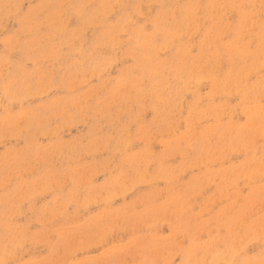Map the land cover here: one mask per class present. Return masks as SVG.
<instances>
[{
    "label": "rangeland",
    "instance_id": "374dc122",
    "mask_svg": "<svg viewBox=\"0 0 264 264\" xmlns=\"http://www.w3.org/2000/svg\"><path fill=\"white\" fill-rule=\"evenodd\" d=\"M52 1L53 0H12V2L17 3L18 5H21L23 3V5L20 6L21 9L19 8V10H17L16 12L12 10L10 12L11 14H8V17L7 14L0 13V55L8 54L5 53V51L10 49V45H13V48L19 47L15 49L16 51L14 50L15 53L13 54V56L7 55L0 60V99L3 100V103L5 102V98H3L2 95L4 94L5 86L2 84L8 85L10 83H14V76H10V72L13 70L12 66L16 64V61L22 63L21 65L23 66V68H25V72H39V67H41L45 71L47 69V73L49 74L48 80H41L38 86L35 84L34 77L31 78L28 81V84L25 85L28 88L27 92L25 94H20V96L18 97V99L24 100L14 102L13 108L11 106L12 113H18L20 110H34L36 113L40 114L41 118L43 119L45 130H43L41 127H38L33 130L35 133H31L30 131H27V129L24 128V124L21 123L17 130V136H13L7 131H2L3 133L0 134V258H2V262H0V264H216L211 263V259L213 258L212 255L218 256L217 260L219 261V264L220 262L221 264H245L246 262L250 263L249 261L251 260H259L255 264H264V222H262L261 225L256 226V228L255 226L253 227V229L250 228L248 230L247 228L250 225H254V223L256 222L259 223L262 218V221H264V177L258 175V173H255L256 178L254 179L255 183H253L254 181L250 180L248 182V179L243 178L242 175H237L238 172L241 174L242 172L244 173L248 170H252L259 164H253L251 162L253 161V159H251L248 164L247 159L245 158L247 156H244L243 153L239 154V152V156L237 155L236 158H233L234 161L232 159L231 161L229 159V153L237 149L238 151H241L240 147L238 146H234L237 149L235 148L233 151L232 149L228 151L225 147V149L221 147L218 153L212 151L211 146L213 145V140H215V136L213 137L212 134H208V139L203 142V145L209 147L210 149H204L202 150V152L198 151L200 153L197 154L198 152H196V148L201 138L199 139V137L197 136L193 137V134L191 133L193 132V129H190L187 125H185V121L187 120L186 117L190 115L187 114V103L185 104L186 106H183L181 114L174 111L175 113L173 112L172 114H169L165 117H162V115L159 117H155L156 114L151 112L148 100L140 101V105H138V108L135 106V104L128 102L125 105L124 111H119L116 107V104L111 106V108L106 112L105 117H109L113 123H116V125L125 126V130L127 131L128 136L132 139V142H130V145L125 152L117 153H115L116 151L113 152L111 150L110 143H108L110 140V142H112V140H114V142H116V140H119L118 138L115 139L116 132H114L113 129L108 126L107 120L103 119L102 116L92 114L91 109H94L95 102L97 100V96L95 95L94 91H91L90 93L91 97L93 94L92 98H87L88 100L86 102L80 99L82 100V102L80 101V104L78 106L70 108L66 114H64V111H66L65 109H55L56 107H51V109L46 110L42 109L41 105H45L46 101L50 102L51 100L57 98L60 99L65 97H76L83 93V91L81 90L84 89V87H82L79 89V91H72L73 89L69 91L64 85V80H62L61 78V74L64 72V70L62 69H67L63 68L64 66L68 65L66 58L68 57L69 59H71L73 55L76 54L70 53L71 47H60L59 54H54L52 52V48H49V46L46 45H44L43 49L37 50V45L42 42L43 39L46 40L48 36L55 37V41H58V37H60L57 28L50 25V19L49 21H47L44 18V26L38 29L36 27L35 19L33 16L34 13H40L41 15L48 14V12L51 10L50 8L55 7L51 5ZM55 1L63 6L62 0ZM89 1L91 7L86 8L85 14L93 13L95 5H99V3L96 4L98 0ZM89 1L87 3H84L83 6L85 7L86 5H88ZM101 1L103 4L107 5V2L109 0H100V2ZM142 1L120 0V2H122L120 3L121 9L117 8L118 5H114V3H112L111 6L114 5L115 7L112 6L110 9H108L107 13L108 15L111 14L110 21L114 25H117L123 20L119 17L120 13L126 11L125 13H129V17L130 15L133 17H130V20L135 23L134 28H141V26L138 25L139 21L142 25L147 26V28L145 27L146 32H150L152 31L153 21L163 23H173L174 21H178L175 18H171L172 13H174V8L176 10L175 12L177 13L181 4L184 1L189 0H144L143 3ZM166 2L168 4V8L160 6L162 4H166ZM140 4L142 5L143 14H147L144 17L141 12L140 15H143L141 21L139 15L135 13V7L141 8ZM149 4H151V8H146L145 6H149ZM224 4L225 3L221 1L217 6H222ZM44 5L46 7L50 6V8L48 9ZM43 6L45 8H43ZM143 7L149 9L146 10ZM63 8L64 9L62 10H69L64 6ZM112 8H114V10ZM119 10L121 11L119 15H117L116 12H118ZM232 10H228L229 12L224 17L222 16L217 18L218 24H220L221 22V26H223L224 28L229 25H234L236 22V11L233 10L232 13ZM250 11L252 15H254L252 18L257 20L259 23L263 22L264 15L261 12H257L256 7ZM259 13H261L262 15H259ZM257 14L258 17L260 16L259 19L257 17ZM5 17L7 18L5 19ZM74 19L76 20L77 18L72 16L70 20V27H72L76 23ZM214 21H216V19H214ZM77 22L80 23L78 24V27L81 29V31H91V36L93 27L94 32L99 33L102 36L103 40L108 43V40L103 35L105 29L97 28V25L99 24L98 20H96V22L92 24L91 28H85L86 26L83 25V23L78 19ZM205 26L206 24L203 25V29ZM166 29L168 30V37H171V41H174H172V43H170V41L169 44L166 43L167 45L160 44V48H162L159 50H161L162 52L160 51L159 53L162 54L160 55L158 53L157 55H160V57L162 56L161 58H170L171 54V59L173 60L170 59V64L175 61V57L172 55L173 47L179 46L182 50L185 45H195L200 40L201 36L202 38L205 37V35L203 34V30H201V32L195 30L193 31L194 34L190 31L189 36L184 40L183 37L187 34V29L182 30L181 28L172 26H169ZM116 32L120 31L114 30L112 34L109 35V38L112 39L113 35ZM162 33L163 32H160L157 38L160 37ZM253 33H255V31ZM124 34L122 36L126 39V32H124ZM174 36L175 39L173 38ZM125 39L122 40L124 41ZM188 39H191V42H189L190 40ZM227 39L228 38L224 36L220 40L222 43H224L227 41ZM82 43L77 44L76 47L82 45V49H86L87 46H92V49H96L91 50L89 52V55L92 54L95 56L96 54H99V52L107 49L103 48V46L105 45H101L100 43L96 42L95 38H90L87 45L85 44V42ZM20 44L24 45L20 46ZM24 46L26 47L24 49H21V47ZM97 46H99L98 50ZM117 47H111V49L113 48V51H110L112 52V57H110L114 61L115 57L113 54H116L118 50L116 56L121 59L122 62L119 60L117 61L118 64H108L104 62L98 63V65H100L99 68H108L100 78L103 81L108 79V76L113 78L114 75V77H116L120 68L123 67V64L131 65L132 63L130 61L131 58H127L124 55L125 50L127 49V45L123 42ZM165 49L166 51L163 52V50ZM193 53L195 54L196 50H194ZM214 54L217 55L218 53L216 52ZM156 68H158V66H156ZM159 68L161 69V67ZM177 68H182V66H177L176 69ZM169 74L173 73L170 72ZM205 75L206 73L194 77L193 75L187 76L182 82H179L178 84V87L183 88V90L189 88L187 90L188 96L184 97L185 100L183 101L188 100L189 102L190 100H194L195 97L197 99V96L195 94H200V96H198V100H200V102L198 103V107L203 115L201 116V118L204 119L201 121L202 125L200 127L206 126L211 123L210 119L215 116L214 109H212V111L210 107L208 108L210 104L212 105L210 101L212 94L215 99V101H213L215 105L230 104V106H235L237 104V97L235 95L230 94L224 97L223 94L218 92V90L214 91L212 89L214 85L210 84V82L206 81V79H202ZM251 76L248 78V83L251 85L250 88L253 86V91L255 94H257L258 99L259 96L262 99L264 94L262 91H264V88L261 86V83H259L258 77H255V75ZM36 77H41V74ZM186 82L190 85L186 84ZM218 87L219 86H215L214 88ZM229 99L231 100L230 102H228ZM168 101L177 102V98L171 95ZM261 104L264 105V99L262 100ZM87 106L90 110L89 112H87ZM247 106L248 109L250 107H253L250 104H248ZM206 108H208V110H205ZM4 109L5 106H0V121L3 117H6V114H4ZM233 118H235V124L237 123L238 125H241L243 123H247V120L243 116L242 112L240 113L239 111H236ZM157 121H159V123ZM167 121L169 124L167 123ZM220 121L221 123L227 124L228 120L226 122H224V120ZM179 122L181 123V125ZM137 125H144V127L141 126L142 128H140V126H138L137 128ZM184 127L186 129H184ZM188 129H190L189 132H187ZM185 132H187L189 135ZM102 134H105L103 136H107V143H104V139L99 136ZM163 134L164 136H162ZM201 134L202 133H199V135ZM31 135L33 137H29ZM91 135H96L95 142L93 141V138H89V136ZM142 135L144 137V140H142ZM180 135L182 138L180 137ZM167 140H169L170 142ZM30 141L31 144H28V142ZM90 143L100 145L97 148L98 150L94 149V151H90ZM207 143H209L210 146H208L209 144ZM131 144L133 145V147L131 146ZM167 144L169 146H167ZM151 145H153L152 149ZM208 150L209 153H207ZM43 151L47 152L45 156H42L39 153ZM147 151L149 153H147ZM170 151H172L173 154ZM183 151H185L184 154ZM163 152L166 153L163 154ZM195 152L197 155L195 154ZM256 152H258L257 155H259V157H264V149H261L259 147ZM202 153H205L207 155L205 156L209 158L205 162L212 163L213 167H211L212 164L200 163V161L203 159H199L197 157L198 155L201 156ZM131 154H137L138 158H140L139 161L135 162L134 160L129 161L127 159L120 160L122 158H125L126 156H130ZM147 154L150 155L148 156ZM139 155H141L142 158ZM143 155L145 156V159ZM160 156H164L163 159L160 158ZM166 156H168L169 159ZM151 157L152 159L150 160ZM213 160H216V163ZM221 160L223 161L220 162ZM122 161L124 162L122 163ZM233 162H236L235 165H233ZM157 163H159V166L157 165ZM222 163L224 165L223 167ZM245 163L247 165H245ZM228 164L234 167L235 170H230V172L234 170L233 173H228L229 171L226 170L227 167H229ZM248 165H250L251 167ZM139 166L140 171H137L139 170V168L137 169V167ZM160 166L163 168H161ZM244 166H246V168L250 167V169L245 168V170L242 171ZM123 167L126 171H122L124 170ZM164 167H166L169 172L164 171ZM180 167H182V169H180ZM184 167H188L187 169L185 168L186 172L184 170ZM221 169H223L224 171ZM157 170L158 172L156 173ZM202 170L205 171L203 172ZM225 170L227 173H225ZM201 171L203 174L201 173ZM217 171L218 173L210 174V176L204 175V173L206 174V172ZM135 172L137 174H135ZM223 172L225 173V175ZM123 173H125V176L123 175ZM221 175H223L224 177H222ZM52 176H54V179H52ZM148 178L150 179V182H148ZM192 179H196V181ZM225 179H229L230 181L228 180L227 182V180ZM180 182H183L184 185ZM220 182H223L225 184ZM219 183L223 186L221 185V187ZM17 185H19L18 189H16ZM22 185L26 189H28V187H32L33 191H28L26 196L21 197L17 192L20 191ZM168 185H171V187H169ZM252 185L258 187L259 192L257 188ZM224 186L227 187L224 188ZM230 187L231 189H229ZM191 188L193 189L191 190ZM197 188H200L201 191L200 189H198L197 192ZM223 188L225 189V191ZM221 189L223 192L221 191ZM31 192H34L35 194ZM187 194L189 196H186ZM227 194L230 197H228ZM255 194L259 195H256V197L254 198ZM178 195L181 196V199L184 201V203H182L183 201L181 199L180 201H178V203L173 200L174 197ZM142 198L144 200V203H142ZM186 199L187 201H185ZM98 200L100 202H98ZM103 200L104 202H102ZM249 200L254 201V205L256 204L252 208L253 210L250 209L251 205L253 206V203L250 204L249 208L243 209L245 204L247 205L250 202ZM64 201L67 205H64ZM168 202L169 204H167ZM159 204L161 205L159 206ZM166 204L167 206H165ZM163 206L164 208H166L165 211H163L164 209H162ZM64 207L66 210H63ZM131 208L133 209L131 210ZM146 208H150L148 210L151 213L153 210V212L156 213L151 214L149 212L148 214V210ZM247 210L249 213H247ZM121 211H123L124 218H122L123 216H120L122 213ZM128 211H130L128 213L129 215L126 214ZM177 211L178 213H176ZM105 213L106 217L108 218L104 219L106 221L104 225H100L102 226L103 231L98 230V234L94 235L93 230L91 229L93 228L91 223H96V220L105 216ZM142 213L145 214L147 218ZM140 214L145 217H142V219L145 221H149V219H152V221L150 220L151 223L150 221L144 223L142 219H140L142 220V222L140 221L139 223L138 218L141 216ZM157 214H159V217L157 216ZM242 214L247 215H245L246 219H244L245 216L243 217ZM109 215L113 217L114 220L117 219L116 221L112 219L114 223H111V221H109L111 223L110 225L108 223V220L111 218ZM237 215L241 216L242 219L240 217L237 218ZM114 216H118L119 219L118 217L115 219ZM127 216H130L131 220L126 219L125 217ZM157 217L159 220L156 219ZM170 218L174 219L170 220ZM226 219L228 220V223ZM229 219H231L232 221ZM240 219H244L245 222H243L244 220L241 221ZM69 220L70 222H68ZM118 220L119 222L117 223ZM136 220L138 222H136L135 225L134 221ZM236 220L239 221L236 222ZM234 222L237 225H235ZM226 223L229 227L226 226ZM119 224H121L122 226L119 227ZM127 224H129L130 229L128 228ZM137 224L139 225V227ZM133 225H135L136 228L138 227L139 230L133 228ZM234 226L236 227L234 228ZM196 228H198V231ZM228 228H231L230 230L233 229L231 231L234 232L233 236H227L230 234V230ZM62 230H64V232ZM104 230L107 231H105L106 236L101 235L102 233H104ZM128 230H131V232H129ZM227 231L228 233H226ZM243 232L245 233V235L243 234ZM246 232L249 233V235H247ZM237 233L239 234L237 235ZM59 235L61 236L59 237ZM192 236H194L195 238ZM64 237L65 241L63 240ZM5 238L10 240L9 245L6 247L5 244L2 245V241ZM194 241L196 245L193 244ZM225 243L228 245V247L225 246ZM199 244L201 245V247L198 248ZM196 248L198 249V251ZM186 253H188V256H186ZM4 260L6 261L5 263Z\"/></svg>",
    "mask_w": 264,
    "mask_h": 264
},
{
    "label": "bare ground",
    "instance_id": "6f19581e",
    "mask_svg": "<svg viewBox=\"0 0 264 264\" xmlns=\"http://www.w3.org/2000/svg\"><path fill=\"white\" fill-rule=\"evenodd\" d=\"M62 1H63V6L65 8H68L69 10H67V11L62 10V9H64L63 6H61L57 1L53 0L51 5L55 6V7H51L50 8V6H51L50 4H49L50 6H48V7L45 6L46 4L44 5L46 8H48V9L50 8L51 9L48 12V14L41 15L40 13H37V14L34 13L33 16H34V19H35L36 27L38 29H40L42 26H44V20H43L44 18L47 21H49V19H50V21H49L50 25L56 27L57 31L59 32V35H60V37H58V41H55V37H50V36H48L46 40L43 39L42 42H40L37 45V50L43 49L44 45H46V46H49V48H52V50H53L52 52L54 54H59L60 53V47H62V46L71 47L70 48V53L71 54L72 53H76V54H74L71 59H69L68 57L66 58V61H67L68 65L63 67V68H67V69H62V70H64V72L61 74L62 75L61 78H62V80H64V85L66 86L67 90H69V91H71L72 89H73L72 91H74V90L79 91V89L82 88V87H84V89L81 90V91H83V93H81L79 96H76V97H65V98H60V99L57 98V99L51 100L50 102L46 101L45 105H41L42 109L46 110V109H51V107H54V108L56 107L55 109H65L66 111H64V114H66L67 111L70 108L78 106L80 104V101L82 102V100H83V101L86 102L89 99V97L92 98L93 94H92V97H91L90 93H91V91H94L95 95L97 96V100L95 102L94 109H91L92 114H95V115H98V116H102L103 119L107 120L108 126L110 128H112L114 132H116L115 139L118 138L120 141L116 140V142H114V140H112V142H110L111 141L110 140L108 142L107 141V136H103L105 134H102V135H99V136L104 139V143H107V142L110 143L111 150L113 152L116 151L115 153H117V152H125L126 149L128 148V146L130 145V142H132V139L128 136L127 131L125 130V126L116 125V123H113L112 120L109 117H105L106 116V112L111 108V106L116 104V107H117V109L119 111H124L125 105L128 102L135 104V106L138 108V105H140V101L148 100L149 101V106L151 108V112L156 114L155 117H159L161 115H162V117H165V116H168L169 114H172L174 111H176L177 113L181 114L183 106L187 103V107H188L187 114H190V115H188V117H186L187 120L185 121V125H187L188 128L193 129L192 130L193 132H191L193 134V137L197 136V137H199V139L201 138L200 141L198 142L199 144H198V146L196 148V150H197L196 152H198V151L202 152V150L209 148V147L204 146L203 142L208 139V136H209L208 134H212L213 137L215 136V140H213V145L211 146V150L212 151L218 153L220 151L219 149L221 147H223V148L225 147L228 151L231 150V149L233 151L236 148L234 146H238V147H240L241 151L240 150L238 151V149L236 148L237 150H235L233 152H230L229 153V156H230L229 159L230 160L231 159L233 160V158H236V156L238 155V152H239V154L243 153L244 156L245 155L247 156L245 158L247 159V163L248 164L251 161V159H253V161H251L253 164H256V165L259 164L258 166H256L252 170H248V171H246L244 173L242 172L243 174L242 173L240 174L238 172L237 175L238 174L242 175L243 178L248 179V182L250 180L254 181V179L256 178V176H255L256 174L255 173H258V175L264 177V157H261V156L259 157V155H257L258 152H256L259 147L261 149H264V105L261 104L262 100L264 99V94H263L264 91H262L263 92L262 93L263 94V98L261 99V97L259 96V99H260L259 100L257 94H255L254 91H253V86L250 88L251 85L248 83L249 82L248 78L251 75H255V77H258L259 83H261V86L264 88V20H263V22L259 23L257 20L252 18L254 15H252V13L250 11L253 8L256 7L257 12H261L264 15V0H216V1L215 0H189V1H184L181 4V6L179 7L177 13L175 12L176 11L175 8H174V13H172V17L171 18H175L178 21H174L173 23L172 22L163 23V22L153 21V23H152V31H150V32H146L145 27L147 28V26L142 25L139 21H138V23H139L138 25H140L141 28H134L135 23H133V21L130 20V17L131 18H133V17L131 15L129 17V15H128L129 13L127 12L128 14H126L125 10H124L125 12H121V13H120L121 10L116 12L117 15H119V13H120L119 17L123 19L120 23H118L117 25H114L110 21V15L111 14H109V15L107 14L108 13V9H110L114 5H118L119 7L117 6V8L121 9V4L120 3H122V2H120V0H109L107 2V5L103 4L102 1L100 2V0H98L96 4L99 3V5L98 6L95 5L94 12L91 13V14H85L86 13L85 12L86 8L91 7V4H90L89 0H62ZM88 1H89V4L88 5L85 4L86 6L84 7L83 4L87 3ZM143 1H142V3H143ZM161 1H163V0H161ZM221 1H223L225 4L222 5V6H217L218 3L221 2ZM112 3H114V5L111 6ZM21 5H23V3ZM21 5L20 4L18 5L17 3L12 2V0H0V10H1L0 13L7 14V17H8L9 16L8 14H11L10 12L12 10L14 12H16L17 10H19ZM167 5L168 4L166 2V4H162L160 6L161 7H167ZM44 6H43V8H45ZM140 6H141V8L135 7V13L137 15H139V18H140V21H141V19L143 18V15L145 17L147 14L146 13L143 14L142 5L140 4ZM150 6H151V4H149V6H145V7L146 8L147 7L151 8ZM145 7H143V8L146 9ZM5 9H7V10H5ZM112 9L114 10V8H112ZM148 9H146V10H148ZM232 9L236 11V20H235L236 22H235L234 25H229V26L224 28L223 26H221V22H220V24H218L217 18L222 17V16L224 17L229 12L228 10H232ZM233 10H232V13H233ZM152 11H153V9H152ZM141 12H142L143 15H140ZM232 13H230V14H232ZM261 13H259V15H262ZM163 14H164V12H163ZM199 15H202V16H199ZM72 16L77 18L80 22H82L83 25L86 26L85 28H91L92 24H94L96 22V20H98L99 24L97 25V28L98 29H105V31L103 32V35L108 40L109 44L106 43L103 40L102 36L99 33H95L94 32L93 27H92V35L91 36H90L91 31H85V30L81 31V29L78 27V24H80V23L77 22V19L76 20L74 19L76 23L72 27H70V20H71ZM7 17H5V19ZM257 17H258V14H257ZM259 17H258V19H259ZM160 19H162V18H160ZM167 19H169V18H167ZM214 19H216V21H214ZM7 21H8V19H7ZM147 23H148V21H147ZM205 24H206V26L203 29V25H205ZM169 26L181 28L182 30L187 29L186 30L187 34L183 37L184 40L189 36V32L190 31L193 32V31L197 30L198 32H201V30H203V34L205 35L204 38H202V36H201L200 40L195 45L187 44V45L184 46V48L182 50H181V48L179 46L173 47L172 48V55L175 57V61L172 62L171 64H170L171 54H170V58L169 57L168 58H161L162 56L160 57V55L162 53L161 54L159 53L161 51L159 49L162 48V47L160 48V44H166V43L169 44V42L171 41V37H168V35H167V31L168 30L166 29ZM0 27H1V25H0ZM114 30H117V31H120V32H116L113 35L112 39H110L109 35H111ZM220 31H222V32H220ZM254 31H255V33H253ZM124 32H126V35H127L126 39L123 38V36H122L124 34ZM160 32H163V33H162V35L160 37L157 38V36H158V34ZM121 33H123V34H121ZM193 34H194V32H193ZM224 36L227 37L228 39H227L226 42L222 43L220 39H222ZM124 37H125V34H124ZM217 37H219V38H217ZM90 38H95L96 42L100 43L101 45H105V46H103V48H107V49L103 50L102 52L97 51V52H99V54H96L94 56L92 54L89 55V52L91 50H96V49H92V46L91 47L87 46L86 49H82L81 48L82 45L79 46V47H76L77 44H80L82 42H85V44L87 45L89 43ZM173 38L175 39V36ZM122 39H125V40L123 41ZM188 40H190L189 42H191V39H188ZM188 40H187V42H188ZM159 41H161V42H159ZM172 41H174V40H172ZM172 41L170 43H172ZM26 42H27V40H26ZM123 42L127 45V49L125 50V54L124 55L127 58H131V60H130L132 62L131 65L123 64V67L120 68V70L117 73L116 77H114V75H113V78L108 76V79L103 81L100 78H101V76H103L104 72H106L108 68L107 69L106 68H99L100 65H98V63L104 62V63H108V64H111V63L112 64H118L117 61H119V60L121 61V59H119L116 56L118 50H117L116 54L115 53L113 54L114 57H115L114 58L115 62L111 59V57H112L111 53L112 52H110V51H113L112 49L115 46L117 47ZM23 45L24 44H20V46H23ZM93 46H95V45H93ZM25 47L26 46L21 47V49H24ZM98 47L99 46H97V50H98ZM111 47H113V48L111 49ZM16 48H19V47H16ZM16 48H13V45H10V49L5 51V53H8V54L0 55V60L3 57L7 56V55H9V56L12 55L13 56V54L16 51L15 50ZM117 48H119V47H117ZM194 50H196L195 54L193 53ZM164 51H166V49L163 50V52ZM216 52L218 53L217 55L214 54ZM34 53H35V51H34ZM158 53L160 55H157ZM171 60H173V59H171ZM16 64L12 66L13 70L10 72V76H14L13 77L14 83H10L8 85L7 84H2V85L5 86L4 94L2 95L3 98H5V102L3 103V100L0 99V106H2V105L5 106L4 114H6V117H3L1 119V121H0V134L3 133L2 131H7L11 135L17 136L18 135L17 130H18V127H19V125L21 123H23L24 124V128L27 129V131H30L31 133H35L33 130L38 128V127H41L43 130H45V127L43 125V119L41 118L40 114L36 113L34 110H26V111L25 110H20L18 113H12L11 106L13 108L14 102H18V101H23L24 100V99H18V97L20 96V94H25L27 92L28 88L25 85L28 84V81L31 78L34 77V81H35V84L37 86H38V84H39V82L41 80H48L49 74L47 73V69L45 71L41 67H39V69H40L39 72H31V73H29L28 71L25 72V68H23V66L21 65L22 64L21 62L16 61ZM156 66H158V68L161 67V69L159 68L160 69L159 70L158 68H156ZM177 66H182V68H177L176 69ZM170 72L173 73V74H169ZM204 73H206V75L202 79H206V81L210 82V84H213L214 87L215 86L216 87L219 86L218 88H214L212 86L213 87L212 89L214 91L218 90V92L223 94L224 97L227 96V95H230V94L235 95L237 97V104L235 106H230V104L215 105L213 103V101H215V99H214V96L212 94V97H211L212 100L210 98V101H211L213 106L210 104L208 106V108L210 107L211 110L214 109V115L215 116L210 119L211 123H209L206 126L200 127L202 125L201 121L204 120L203 118H201V116H203V115H202L201 110L198 107V103L200 102V100H198L199 99L198 96H200V94H197V93L195 94L197 96V99L195 97L194 100H190L189 99L190 100L189 102H188V100L183 101V100H185L184 97L188 96L187 95V90L189 88L186 89V90H183V88H179L178 87V84H179V82H182L187 76H192V75H193V77L194 76H200V75H202ZM39 74H41V77H36ZM259 75H261V76H259ZM251 77H253V76H251ZM186 84H188V83L186 82ZM188 85H190V84H188ZM98 94H100V95H98ZM171 95L175 96L177 98V102L176 101H173V102L168 101V99L170 98ZM215 98H216V96H215ZM80 99H82V100H80ZM230 99H229L228 102L231 101ZM227 100H228V98H227ZM248 104L252 105L253 107H250L248 109L247 108ZM131 107H132V105H131ZM208 108H206L205 110H208ZM80 109H81V107H80ZM176 109H178V110H176ZM89 111L90 110H89V108L87 106V112H89ZM236 111H239L240 113L241 112L243 113V116L246 118L247 123H243L241 125H238L237 123L235 124V121H234L235 118H233V116L235 115ZM178 116H180V115H178ZM185 116H186V114H185ZM229 116H230V118H229ZM151 119H153V118H151ZM205 119H206V117H205ZM220 120H224V122H226L227 120L228 121H227V124H225V123H221ZM45 121H46V119H45ZM157 122L159 123V121H157ZM167 123H168V121H167ZM180 125H181V123H180ZM138 126H140V128H142L141 126L144 127V125H137V128H138ZM177 127H180V126H177ZM172 129H174V128H172ZM184 129H186V128L184 127ZM190 129H188L187 132H189ZM30 132H28V133H30ZM187 132H185V133H187ZM199 133H202V134L199 135ZM137 134H138V132H137ZM152 135H153V133H152ZM95 136L96 135H91V136H89V138H93V141L95 142ZM162 136H164V134ZM29 137H33V136L31 135ZM142 137H143V135H142ZM180 137H181V135H180ZM191 137H192V135H191ZM181 138H179V139H181ZM28 140H31V139H28ZM142 140H144V137L142 138ZM142 140H141V142H142ZM172 140H174V139H172ZM167 141H169V140H167ZM170 141H171V139H170ZM180 141H179V144H180ZM152 143H154V142H152ZM189 143H191V142H189ZM195 143H196V141H195ZM28 144H31V141L28 142ZM207 144H209V143H207ZM153 145H151V149H152ZM99 146L100 145H97L95 143L94 144L90 143L89 144V147L91 148L90 151L91 150L94 151V149H97ZM131 146L133 147L132 144H131ZM167 146H169V145L167 144ZM208 146H210V144ZM167 148H166V150H167ZM139 152H141V151H139ZM170 152L172 153V151H170ZM196 152H195V154H196ZM39 153L42 156H45V154L47 152L43 151V152H39ZM147 153H149V152L147 151ZM165 153L163 152V154H165ZM184 153H185V151H183V154ZM199 153L200 152H198L197 154H199ZM207 153H209V150H208ZM202 154H201V156L198 155V157H197L199 159H203V160L200 161V163L201 164H212L210 162H205L209 158L206 157L207 155L205 153L203 154V156H202ZM256 155H257V157H256ZM139 156L142 158L141 155H139ZM143 157L145 159L144 155H143ZM163 157L160 156V158H162V159H163ZM166 157H168V156H166ZM194 158H196V157H194ZM194 158H192V159H194ZM123 159H125V160L127 159L129 161H133L134 160L135 162H137V161H139L140 158H138L137 154L136 155H132L131 154L130 156H126L125 158H122L120 160H123ZM151 159H152V157L150 158V160ZM168 159H169V157H168ZM181 160H182V158H181ZM190 160H191V158H190ZM223 160H221L220 162H222ZM242 160H244V159H242ZM161 161H163V160H161ZM123 162L124 161H122V163ZM262 162H263V164H262ZM235 163L233 162V165H235ZM149 165H150V163H149ZM157 165L159 166V163H157ZM245 165H247V164L245 163ZM250 165H248V166H250ZM199 166H201V165H199ZM220 166H221V164H220ZM223 166L224 165L222 163V167ZM211 167H213V164L211 165ZM241 167H240V169H241ZM250 167H247V168L250 169ZM138 168H139V170H137ZM161 168H163V167H161ZM185 168L186 167H184V170H185ZM209 168H210V166H209ZM245 168H246V166H244L242 171H244ZM123 169H124V167H123ZM137 169H136L137 171H140V166L137 167ZM180 169H182V167H180ZM180 169H179V171H180ZM232 169H234V167L229 165V167H227L226 170L229 171L228 173H231V172L233 173L235 169L230 172V170H232ZM163 170L166 171V172H169V170L166 167H164ZM163 170L161 169L162 172H163ZM205 170H202V171L204 172ZM221 170H223V169H221ZM226 170H225V173H227ZM122 171H126V170L124 169ZM147 171H149V170H147ZM202 171H201V173H202ZM210 171H212V170H210ZM237 171H240V170H237ZM136 172H135V174H137ZM157 172H158V170L156 171V173ZM185 172H186V170H185ZM141 173H142V171H141ZM184 173H182V174H184ZM213 173H218V171L217 172H206V174L204 173V175H209L210 176V174H213ZM225 173H224V175H225ZM124 174L125 173H123V175ZM135 176H137V175H135ZM139 176H140V174H139ZM221 176L224 177L223 175H221ZM130 177H131V175H130ZM217 177H218V175H217ZM230 177H231V174H230ZM154 178H156V177H154ZM44 179H46V178H44ZM52 179H54V176H52ZM245 179H243V180H245ZM192 180L196 181V179H192ZM225 180H227V182H228L229 179H225ZM234 180H235V178H234ZM214 181H215V179H214ZM148 182H150V179H149ZM224 182H226V181H224ZM151 183H152V181H151ZM220 183H223V182H220ZM220 183H219V185H220ZM253 183H255V181ZM45 184H46V182H45ZM58 184H60V183H58ZM223 184H225V183H223ZM171 185L170 186L168 185V186L171 187ZM183 185H184V183H183ZM204 185H206V184H204ZM229 185H231V184H229ZM18 186L19 185H17L16 189H18ZM33 186H35V185H33ZM76 186H78V185H76ZM186 186H188V185H186ZM200 186H202V185H200ZM252 186H255V185H252ZM22 187L20 188V191L17 192L18 195H20L21 197L26 196L28 191H33L32 187L31 188L28 187V189H26L23 185H22ZM226 187L224 186V188H226ZM261 187H263V186H261ZM255 188H257V190H258V187L255 186ZM192 189L193 188H191V190ZM194 189H195V187H194ZM198 189H200V188H197V192H198ZM229 189H231V187ZM263 190H264V187H263ZM200 191H201V189H200ZM221 191H222V189H221ZM224 191H225V189H224ZM251 192H253V191H251ZM258 192H259V190H258ZM31 193H34V192H31ZM254 193H255V191H254ZM193 194H194V192H193ZM173 195H174V193H173ZM229 195H230V193H229ZM229 195H228V197H230ZM256 195L257 194H255V196L254 195H252V196H254V198H255ZM186 196H189V195L187 194ZM260 196H261V194H260ZM236 197H237V194H236ZM151 199H152V196H151ZM180 199H181V196L178 195V196L174 197L173 200H175L178 203V201H180ZM99 200H98V202H100ZM185 201H187V199ZM254 201H250L247 205L245 204L243 209L249 208L250 204L253 203V206L251 205V208H250L251 210H253L252 208L256 205V204L254 205ZM102 202H104V200ZM142 203H144L143 198H142ZM182 203H184V201ZM167 204H169V202ZM167 204L165 206H167ZM64 205H67L65 203V201H64ZM160 205L161 204H159V206ZM84 206H87V205H84ZM80 207H81V204H80ZM108 207H109V204H108ZM152 207H153V205H152ZM66 208H67V206H66ZM83 208H82V210H83ZM43 209H45V208H43ZM132 209L133 208H131V210ZM148 209H150V208H148ZM152 209H154V208H152ZM162 209H164L163 211L166 210V208H164V206H163ZM63 210H66L65 207H64ZM130 211H128L127 213L126 212H124V213L128 214ZM153 211H152V213H154ZM167 211H168V209H167ZM121 212L122 213H121L120 216L122 217L123 216V211H121ZM139 212H138V214H139ZM145 212H147V211H145ZM149 212L150 211L148 210L147 213L149 214ZM173 213H175V212H173ZM176 213H178V211ZM247 213H249L248 210H247ZM113 214H114V212H113ZM43 215H44V213H43ZM110 215H111V213H110ZM117 215H119V214H117ZM143 215H145V214H143ZM143 215L140 216L141 218L140 217L138 218L139 219V223H140V221L142 222ZM158 215L159 214H157V216ZM245 215L242 214L243 217ZM166 216H167V214H166ZM246 216H245L244 219H246ZM117 217L114 216L115 219ZM153 217H154V215H153ZM158 217L156 218L157 220H159ZM171 217H172V215H171ZM239 217L241 218V216H238L237 218H239ZM105 218H108V217H106V213H105V216H103V218L101 217L98 220H96V223H91V225L93 226V228H91V229L93 230L94 235L98 234L97 233L98 230L103 231V228L100 225H104L105 224V222H106L104 220ZM122 218H124V216ZM125 218L128 219V220L129 219L131 220L130 216H127ZM135 218H137V217H135ZM143 218H145V217H143ZM146 218H147V216H146ZM151 218H152V216H151ZM40 219H41V217H40ZM40 219H39V221H40ZM66 219H67V217H66ZM112 219H113V217H111L108 220L109 225L113 222L114 219L113 220ZM118 219H119V217H118ZM140 219H142V220H140ZM173 219L174 218H172V219L170 218V220H173ZM116 220H114V221H116ZM150 220L152 221V219H149V221ZM153 220H154V218H153ZM229 220H231V219H229ZM243 220H241V221H243ZM262 220H263V218L260 220L259 223L258 222L254 223V225H250L249 224L250 226L247 227L248 230L250 228L253 229L254 226L256 228V226L261 225V223L264 222ZM109 221H111V223ZM149 221L148 220H146V221L143 220L144 223L145 222H149ZM151 221H150V223H151ZM226 221L228 223L227 219H226ZM238 221L239 220H236V222H238ZM68 222H70V220ZM118 222H119V220L117 221V223ZM136 222H138V221L137 220L134 221L135 225H136ZM243 222H245V220ZM117 223H115V224H117ZM181 223H180V226H181ZM227 223H226V226L229 227ZM135 225H133V228L138 229L139 225L137 224L138 225L137 228L135 227ZM140 225H142V224H140ZM235 225H237V224L235 223ZM118 226L120 227L122 225L119 224ZM127 226L129 228V224H127ZM223 226H224V224H223ZM88 227H89V225H88ZM235 227L236 226H234V228ZM174 228H176V227H174ZM135 229H133V230H135ZM180 229H181V227H180ZM196 229L198 231V228H196ZM106 230H104V233L101 234L102 236H106V234H105ZM131 230H128V231L131 232ZM232 230L229 231L230 232L229 235L226 234V233H228V231L225 234L227 236H233L234 232H231ZM7 231H9V230H7ZM62 231L64 232V230H62ZM124 233H125V228H124ZM126 233H127V231H126ZM238 234L239 233H237V235ZM243 234L245 235L244 232H243ZM246 234L249 235V233H247V232H246ZM70 235H72V234H70ZM207 235H209V234H207ZM60 236L61 235H59V237ZM218 236H219V234H218ZM239 236H241V235H239ZM192 237H194V236H192ZM63 240L65 241V237H64ZM192 240H193V238H192ZM9 241H10L9 239H6V238L3 239L2 245L5 244V247L8 246L9 245ZM190 241H191V239H190ZM55 242H58V241H55ZM66 243H67V241H66ZM136 244H137V242H136ZM191 244H192V242H191ZM193 244H195V241H194ZM227 244H228V242H227ZM227 244L225 245L226 247H228ZM55 245H56V243H55ZM57 247H60V246H57ZM63 247H64V245H63ZM199 247H201L200 244L198 245V248ZM68 248H69V246H68ZM189 251H191V250H189ZM197 251H198V249H197ZM183 253H184V251H183ZM186 256H188V253H186ZM212 257H211L212 258L211 259V263L219 264V261L217 260L218 256L217 255L216 256L212 255ZM231 257H233V256H231ZM1 259L2 258H0V262H2ZM232 259H230V260H232ZM258 261L259 260H251V261H249L250 263L246 262L245 264H255ZM5 262L6 261L4 260V263ZM220 264H221V262H220Z\"/></svg>",
    "mask_w": 264,
    "mask_h": 264
}]
</instances>
